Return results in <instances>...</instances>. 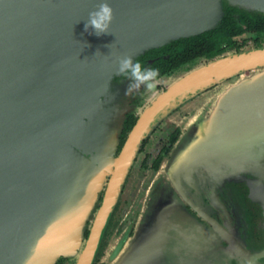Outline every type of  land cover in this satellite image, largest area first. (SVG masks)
I'll return each instance as SVG.
<instances>
[{
    "label": "water",
    "instance_id": "95a60500",
    "mask_svg": "<svg viewBox=\"0 0 264 264\" xmlns=\"http://www.w3.org/2000/svg\"><path fill=\"white\" fill-rule=\"evenodd\" d=\"M100 2L0 0V264H55L60 257L93 264L139 144L154 124L173 106L235 76L217 98L221 121L212 132L224 145L217 158L234 169L209 163L202 170L138 173L122 207L130 220L110 237L100 260L264 264V242L247 248L204 215L194 201L201 189L193 185L196 178L244 183L260 207L264 240V45L228 53L170 84L118 155L124 116L115 111L113 83L119 57L135 61L151 48L216 27L224 2L264 13V0H107L114 13L110 33L97 36L85 23Z\"/></svg>",
    "mask_w": 264,
    "mask_h": 264
},
{
    "label": "flooded vegetation",
    "instance_id": "af4514ba",
    "mask_svg": "<svg viewBox=\"0 0 264 264\" xmlns=\"http://www.w3.org/2000/svg\"><path fill=\"white\" fill-rule=\"evenodd\" d=\"M254 13H260L264 15V13L262 12ZM245 33L260 36L264 33V31L260 33ZM192 36L195 35L183 37V39ZM239 36L234 37L235 42L236 38H238ZM167 44H164L160 47L151 48L139 55L135 60L139 61L144 68L155 67L156 69H158L160 73L158 77L159 81L164 78H169L175 75L176 72L185 69L183 70L185 73L178 77L180 78L197 67L221 58L228 53L238 52L243 49L240 44L236 43L238 48L227 49L212 57L199 55L186 62L181 63L180 65L172 68L170 71L163 72L162 67L156 65V62L162 57L166 58L169 55L168 53L161 52V49L164 48V46H166ZM254 46H263V42L261 41V39H258L257 37L254 42ZM152 50H155L156 52L150 53V51ZM178 78L173 80L164 88H162L161 84L158 83L156 88L157 93L153 98H155L161 92L165 91L167 87L175 82ZM236 79H238V76L226 78L224 81L220 83H214L213 85L206 87L202 91L189 98L191 100L190 102L192 103L194 99L201 94L207 95L205 99L206 102L204 104L196 103L199 105L191 108H183L181 103L173 106L168 112H166V114L154 124L150 132L139 144V148L136 152L133 164L129 168L130 173L126 178V181L130 178V175H133L134 173H139V175H141L142 177H146V173L148 171H157L159 169L202 170L209 169V163H212L211 168L234 169V166H229L226 162L222 163L223 161L221 157L217 158L218 153L224 150V145L214 140L215 135H213L212 132L216 130L215 125H218L221 121V119L218 118L219 110L215 107L217 99L215 97V93H213V90L222 85L226 86L227 84L231 83V81H235ZM129 82L130 81H128L126 76L118 75L113 78V83L115 84L116 90L115 100L117 103L115 111L121 112L124 116L119 128V140L116 148V155H118L121 151L129 132L137 123L141 114L153 100L152 98L146 104H144V100L141 101V98L144 99L145 96L148 97L149 94V92L145 91L143 87L138 91L134 90L133 92L126 95V90ZM158 130L160 133L156 135L155 139H152V136ZM185 134H188L189 142L184 146L186 148V151H184L183 153H185L186 155L190 154L189 157L178 158L177 156L172 158V155L175 153V149H179V142ZM138 157L139 164L135 166V163L138 162ZM167 159L172 160L170 165H162L163 162ZM218 163L222 165H216ZM217 182L218 181L202 182V179L196 178V180L193 182V185L197 186L201 190L198 193H195V190H191L192 193H195L194 201L196 200L197 202L199 200V205H201L204 215H208L218 221L220 224L224 225L234 236V238H236L240 242H243L247 246V248H259L264 242L263 233L260 228L262 220L261 210L256 203L250 200L248 195V188L244 183L237 181H227L221 186L218 185ZM139 186H141L140 183ZM121 202V198L119 197L105 228L104 237L102 238L93 264H104L100 260L102 246H105L112 234L121 230V227L117 223L118 220H116L115 218ZM186 207L189 212H191L193 216L198 217L201 222L206 225L207 228L210 227V225L206 223V220L200 217L198 213L191 208V206L186 204ZM103 241L104 243H102ZM64 264H68V260H65Z\"/></svg>",
    "mask_w": 264,
    "mask_h": 264
},
{
    "label": "trees",
    "instance_id": "16d2710c",
    "mask_svg": "<svg viewBox=\"0 0 264 264\" xmlns=\"http://www.w3.org/2000/svg\"><path fill=\"white\" fill-rule=\"evenodd\" d=\"M263 31L264 15L244 11L229 6L224 2L223 16L216 27L202 34L185 39L182 38L167 44L161 49V52L168 53L169 55L166 58L162 57L158 60L156 65L161 66L163 72L170 71L172 68L196 56L205 55L212 57L227 49L238 48L234 37L242 35L245 32L260 33ZM154 52L156 51H150V53ZM105 246H102L101 255ZM65 260L68 259L60 257L55 264H64Z\"/></svg>",
    "mask_w": 264,
    "mask_h": 264
},
{
    "label": "clouds",
    "instance_id": "9594fccd",
    "mask_svg": "<svg viewBox=\"0 0 264 264\" xmlns=\"http://www.w3.org/2000/svg\"><path fill=\"white\" fill-rule=\"evenodd\" d=\"M113 18V9L107 0H102L95 10L89 12L85 23V31L92 29L97 36L110 33L109 28ZM116 70L117 74L126 76L128 81H130L126 95L134 90L138 91L142 87L145 91L154 93L159 83V70L155 67H142L139 61H133L132 55L119 57Z\"/></svg>",
    "mask_w": 264,
    "mask_h": 264
},
{
    "label": "rangeland",
    "instance_id": "374dc122",
    "mask_svg": "<svg viewBox=\"0 0 264 264\" xmlns=\"http://www.w3.org/2000/svg\"><path fill=\"white\" fill-rule=\"evenodd\" d=\"M257 37H258V39H261V41L263 42V45H264V33L261 34L260 36H256L255 34L245 33L242 36H239L238 38H236V43L240 44L243 49H246V48L254 46V42H255ZM183 70H185V69H182V70L176 72L175 75H173V76H171L169 78H164V79L160 80L159 83L161 84L162 88L166 87L173 80H175L176 78H178L179 76L184 74L185 72ZM234 82L235 81H231V83L227 84L226 86L229 88V86H231V84H234ZM226 86L222 85V86L218 87L217 89L213 90V93H215V95H216L215 96L216 99L218 98V96H220L221 93L226 91V89H227ZM156 93H157V89L155 90L154 93L153 92H149L148 97L145 96L144 99L141 98V101L144 100L143 102H144V104H146L149 100H151L156 95ZM206 97H207V95L201 94L200 96L196 97L192 103L190 102L191 101L190 99L184 101L182 103V106H183V108H186V107H190L191 108V107H194V106H198L200 103L204 104L206 102V100H205ZM196 103H199V104H196ZM122 120H123V118H122ZM122 120H121V122H122ZM159 133H160L159 130L156 131L155 134L152 136V139L153 138L155 139L156 135H158ZM188 142H189L188 134L183 135L182 139L179 142V149H175V153L172 155V158L177 157V156H178V158H187V157H189L190 154L186 155L185 153H183L184 151H186V148L184 146ZM182 147H184V148H182ZM180 148H182V149H180ZM171 162H172V160H168L166 165H170ZM138 164H139V157H138V162L135 163V166H137ZM133 170H137V169H133ZM137 174L138 173H134L133 175H130V178L125 182V185H124L123 190L121 192L122 194L119 196L121 198L122 202H121V205H120V207H119V209H118V211L116 213V217L115 218H116V220H118L117 223H118V225L121 228H122V226L125 223H128L129 220H130L129 218L125 219L124 216L121 215V213L123 211L122 207L127 203V201L124 199V197L129 195L130 187H131L132 183L134 182V179L136 178ZM160 204L161 203L159 202L158 205H160ZM153 205H155V204L153 203ZM146 208L147 209H151V206L146 205ZM154 213H155V208H154ZM119 232H115L111 236L113 237L115 235H118ZM109 240H111V238H109ZM71 263H72V261L68 260V264H71Z\"/></svg>",
    "mask_w": 264,
    "mask_h": 264
}]
</instances>
